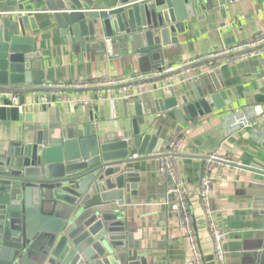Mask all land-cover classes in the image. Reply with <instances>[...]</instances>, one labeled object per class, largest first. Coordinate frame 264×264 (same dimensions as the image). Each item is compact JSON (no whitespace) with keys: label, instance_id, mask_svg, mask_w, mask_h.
I'll use <instances>...</instances> for the list:
<instances>
[{"label":"crops","instance_id":"obj_1","mask_svg":"<svg viewBox=\"0 0 264 264\" xmlns=\"http://www.w3.org/2000/svg\"><path fill=\"white\" fill-rule=\"evenodd\" d=\"M80 1L98 8L120 5L118 0ZM68 5L73 7L69 2ZM38 11L33 12L38 14L35 29L27 24L25 30L26 36L33 39V50L41 54L43 88L21 90L34 87V81L8 85L23 108L7 100L0 105V151L36 133L50 131L57 135L63 129L77 136L87 131L102 141L107 137L116 139L124 131L132 132L133 120L143 117V123L137 122V126L141 134L152 137L153 151L158 147L165 150L169 142L180 141L171 160L185 190L203 263L216 264L208 218L198 192L201 178L206 175L211 182V221L226 232L221 243L225 264H263L260 242L264 174L241 166L264 171V130L260 125L264 116V47L255 48L254 54L246 57L230 54L204 60L187 73L191 79L173 75L171 87H164L163 77L144 82L143 87L125 85L120 92L117 88L60 89L62 84L139 74L145 78L160 72L148 62L140 65L138 57L130 52L132 41L123 40L113 30L112 34L106 33L95 20L80 40H72L62 35L50 12ZM262 31L264 0H210V4L204 3L175 26L171 42L162 46V69L177 68L217 49L246 42ZM141 67L147 71H141ZM192 81L202 88L214 83L224 91L220 104L210 99L211 111L189 118L184 126H180L174 107L163 111L147 107L151 102L154 108V92L164 90L165 97L175 98L182 109V95L188 102L196 100L190 87ZM125 93L132 96L124 98ZM97 94L101 96L99 100L95 99ZM44 95L45 99L40 100ZM76 95L89 96L94 101L90 105L73 104L71 99ZM186 115L182 109V116ZM215 157L219 160H212ZM159 158L129 164L138 177L136 194L128 198L125 192L122 206L117 201L109 206L122 211L114 221L123 222L127 249L145 257L147 264H190L193 255L187 230L180 215L166 204L173 196L167 193L170 180L159 170Z\"/></svg>","mask_w":264,"mask_h":264},{"label":"water","instance_id":"obj_2","mask_svg":"<svg viewBox=\"0 0 264 264\" xmlns=\"http://www.w3.org/2000/svg\"><path fill=\"white\" fill-rule=\"evenodd\" d=\"M118 2L116 7L98 8L80 0H0V86L34 81V87L21 90L43 88L41 54L33 50V39L25 30L27 24L35 29L38 14L33 12L37 9L50 12L62 35L72 40H80L95 20L106 33L113 30L123 40L132 41L130 52L140 65L148 62L160 72L114 86L119 87L158 81L177 71H162V46L171 42L178 23L204 3L210 4V0ZM230 54L236 53L218 57ZM141 71L147 70L141 67ZM190 87L196 100L188 102L182 95L185 117L175 98H166L164 90L154 92V108L151 102L147 107L161 111L174 107L184 126L189 118L211 111L210 99L220 104V96L225 95L214 83L202 88L192 81ZM59 88L87 91L106 87ZM137 122L143 123V117L133 120L132 132L124 131L116 139L102 141L87 131L77 136L63 129L57 135L36 133L0 151V264H147L145 257L127 249L123 222L114 221L122 211L109 206L114 201L122 206L125 192L128 198L136 194L138 177L129 164L164 155V148L152 150V137L141 134ZM260 250L264 264V223Z\"/></svg>","mask_w":264,"mask_h":264},{"label":"built area","instance_id":"obj_3","mask_svg":"<svg viewBox=\"0 0 264 264\" xmlns=\"http://www.w3.org/2000/svg\"><path fill=\"white\" fill-rule=\"evenodd\" d=\"M109 40L110 39L107 38V41ZM258 45H262L261 47H264V31H262L261 33H259L258 35H256L255 37H253L252 39L246 42L236 43L231 46L217 49L215 51L208 53L207 55L203 57H198V58L193 59L192 61L182 63L177 68L175 67L172 68L170 66L165 68L163 72L173 71L176 69L178 70L165 76L163 78V85L164 87H171L173 84L172 82L173 77L178 76V75L179 76L181 75L183 77L186 76L187 79L188 78L191 79L192 76H188L187 73L192 70L197 69L198 64L203 63L204 61L203 59L205 58L208 59L206 61H212L213 58L218 57L219 55H224V54H228L231 52L236 53L238 56L246 57L249 55H253L254 49L258 48L257 47ZM249 48H252V49L246 50ZM142 78H144V75H141V74L134 75L128 78L107 77V78L98 79L93 82L84 81L80 83L62 84L61 86H64V87L105 86L106 88H117L118 92H120V89L123 86L114 87L115 85L126 83V82H131V81L142 79ZM134 85H137L138 87H143L144 83L129 84V87H134ZM130 96H132L131 93L130 94L125 93L123 95L124 98H129ZM45 97H46L45 95L42 96L40 100H44ZM100 98L101 96L99 94L95 96L96 100H99ZM6 100L9 102L10 105H15L19 109L23 108V105L19 103V98L17 94L12 89L0 87V105L4 104ZM93 101L94 99H92L89 96H79V95L73 96L71 99V102L77 105L78 104L79 105L80 104L90 105ZM260 125L264 130V116L260 119ZM179 145H180V141L169 142L166 149L163 151L164 155L159 158V170L161 171V173L167 175V177L170 180L169 185L167 187V193L169 196H173V200L166 201V204L169 205V207L172 210L176 211L180 215L181 220L187 230V236L190 241V246H191L192 255H193L192 261L190 262V264H204L203 258L201 255V250L199 247V240L191 225V215L189 212L188 200L185 195V190L183 189L182 183L178 180L176 176L174 166L170 158L174 153L177 152L176 150L179 147ZM215 159L217 158L215 157L212 160H215ZM210 189H211L210 179L206 175L202 176L198 192H199L201 202L203 203L205 207L206 217L208 218L207 226H208V229L210 231V234L213 240L214 258H215L216 264H225L224 251L222 249L221 243L224 237L226 236V232H224L223 230L217 229L211 221L212 211L210 209V205L208 202V193Z\"/></svg>","mask_w":264,"mask_h":264},{"label":"trees","instance_id":"obj_4","mask_svg":"<svg viewBox=\"0 0 264 264\" xmlns=\"http://www.w3.org/2000/svg\"><path fill=\"white\" fill-rule=\"evenodd\" d=\"M88 82H93V80L92 81H88ZM174 139H179L178 137H175ZM171 158V157H170ZM173 158V157H172Z\"/></svg>","mask_w":264,"mask_h":264}]
</instances>
